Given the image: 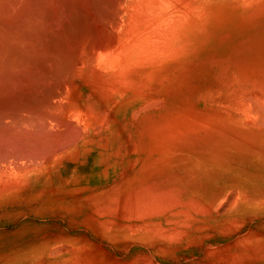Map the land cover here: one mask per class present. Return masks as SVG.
<instances>
[{"label":"bare ground","instance_id":"bare-ground-1","mask_svg":"<svg viewBox=\"0 0 264 264\" xmlns=\"http://www.w3.org/2000/svg\"><path fill=\"white\" fill-rule=\"evenodd\" d=\"M256 10L264 0H0L3 217L18 205L45 204L56 215L82 197L92 206L93 196L145 192L136 171L123 169L155 129L165 91L205 67L222 14ZM219 28L241 37L228 23ZM256 97L248 105L260 123Z\"/></svg>","mask_w":264,"mask_h":264},{"label":"rangeland","instance_id":"rangeland-1","mask_svg":"<svg viewBox=\"0 0 264 264\" xmlns=\"http://www.w3.org/2000/svg\"><path fill=\"white\" fill-rule=\"evenodd\" d=\"M222 15L205 67L165 91L123 169L145 192L90 199L120 202L106 211L82 197L56 215L0 212V264H264L244 250L264 252V122L248 105L264 103V11ZM227 23L240 38H225Z\"/></svg>","mask_w":264,"mask_h":264}]
</instances>
